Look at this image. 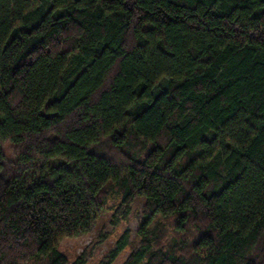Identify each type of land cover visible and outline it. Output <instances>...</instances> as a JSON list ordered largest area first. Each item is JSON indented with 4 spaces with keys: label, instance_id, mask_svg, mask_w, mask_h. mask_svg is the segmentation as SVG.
Wrapping results in <instances>:
<instances>
[{
    "label": "trees",
    "instance_id": "1",
    "mask_svg": "<svg viewBox=\"0 0 264 264\" xmlns=\"http://www.w3.org/2000/svg\"><path fill=\"white\" fill-rule=\"evenodd\" d=\"M113 193L122 264H264V0H0V264Z\"/></svg>",
    "mask_w": 264,
    "mask_h": 264
},
{
    "label": "rangeland",
    "instance_id": "2",
    "mask_svg": "<svg viewBox=\"0 0 264 264\" xmlns=\"http://www.w3.org/2000/svg\"><path fill=\"white\" fill-rule=\"evenodd\" d=\"M143 200L134 201L128 208L120 204V198L113 193L105 203L102 214L98 215L92 231L86 235L62 239L58 251L73 262L78 257L84 264H106L120 237L128 232V245L118 253L110 264H122L131 250L138 245L137 230L142 218Z\"/></svg>",
    "mask_w": 264,
    "mask_h": 264
}]
</instances>
